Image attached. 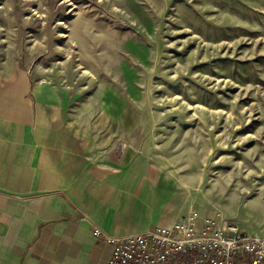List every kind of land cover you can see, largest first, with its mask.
<instances>
[{"label": "rangeland", "instance_id": "1", "mask_svg": "<svg viewBox=\"0 0 264 264\" xmlns=\"http://www.w3.org/2000/svg\"><path fill=\"white\" fill-rule=\"evenodd\" d=\"M0 64L120 90L197 212L264 236V0H0Z\"/></svg>", "mask_w": 264, "mask_h": 264}, {"label": "crops", "instance_id": "2", "mask_svg": "<svg viewBox=\"0 0 264 264\" xmlns=\"http://www.w3.org/2000/svg\"><path fill=\"white\" fill-rule=\"evenodd\" d=\"M82 97L0 64V264H107L95 227L170 229L197 211L194 186L137 142L120 90Z\"/></svg>", "mask_w": 264, "mask_h": 264}, {"label": "built area", "instance_id": "3", "mask_svg": "<svg viewBox=\"0 0 264 264\" xmlns=\"http://www.w3.org/2000/svg\"><path fill=\"white\" fill-rule=\"evenodd\" d=\"M94 236L111 247L107 264H264V236L197 211L170 229Z\"/></svg>", "mask_w": 264, "mask_h": 264}]
</instances>
